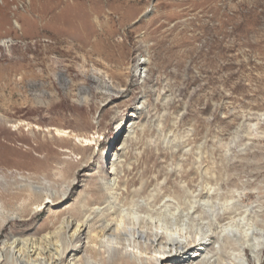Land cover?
<instances>
[{
    "label": "rangeland",
    "instance_id": "374dc122",
    "mask_svg": "<svg viewBox=\"0 0 264 264\" xmlns=\"http://www.w3.org/2000/svg\"><path fill=\"white\" fill-rule=\"evenodd\" d=\"M131 118V191L233 166L264 229V0H0V246L54 240ZM62 240L84 256L83 234Z\"/></svg>",
    "mask_w": 264,
    "mask_h": 264
},
{
    "label": "bare ground",
    "instance_id": "6f19581e",
    "mask_svg": "<svg viewBox=\"0 0 264 264\" xmlns=\"http://www.w3.org/2000/svg\"><path fill=\"white\" fill-rule=\"evenodd\" d=\"M136 120L130 119L120 145L111 153L107 170H98L100 185L95 195L89 190L78 214L62 218L55 241L50 236L43 241L14 236L0 246V262L63 264L65 256L71 255L67 264H107L105 258L99 260L92 255L102 250L127 258L117 264H252L251 258L262 260L264 229L258 227L259 216H252L245 203L244 188L230 177L233 166H228V179L210 165L198 169L201 176L197 182H180L172 191L163 187L150 192L131 191L130 183L120 176L125 169L120 168L119 160L135 131ZM31 191L42 192L36 185ZM67 231L69 241L84 235V256L76 254L75 246H64L62 235Z\"/></svg>",
    "mask_w": 264,
    "mask_h": 264
}]
</instances>
